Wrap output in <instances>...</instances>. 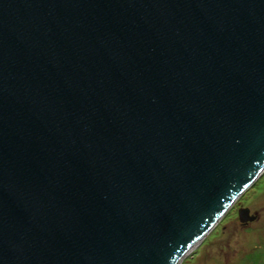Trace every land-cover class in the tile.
<instances>
[{
  "label": "water",
  "instance_id": "water-1",
  "mask_svg": "<svg viewBox=\"0 0 264 264\" xmlns=\"http://www.w3.org/2000/svg\"><path fill=\"white\" fill-rule=\"evenodd\" d=\"M263 172L264 0H0V264H181Z\"/></svg>",
  "mask_w": 264,
  "mask_h": 264
},
{
  "label": "rangeland",
  "instance_id": "rangeland-1",
  "mask_svg": "<svg viewBox=\"0 0 264 264\" xmlns=\"http://www.w3.org/2000/svg\"><path fill=\"white\" fill-rule=\"evenodd\" d=\"M263 190L264 172L244 195L245 202L250 206L243 209V211H249V216L252 218L249 223L253 224L257 219L256 210L264 217V196L255 199L256 195ZM229 217L230 213L226 214L221 219L222 222L220 221L221 223L219 222L220 224L218 223L219 225L183 258L181 264H264V244L262 242L264 228L260 232H252L261 220L253 224L250 228L252 231L246 232L238 224L232 223ZM191 259L192 261H188Z\"/></svg>",
  "mask_w": 264,
  "mask_h": 264
},
{
  "label": "flooded vegetation",
  "instance_id": "flooded-vegetation-1",
  "mask_svg": "<svg viewBox=\"0 0 264 264\" xmlns=\"http://www.w3.org/2000/svg\"><path fill=\"white\" fill-rule=\"evenodd\" d=\"M246 194V193H245ZM245 194H243L235 203H234V205L232 206V208L230 209V211H229V213H230V217L228 218L232 223H235L236 225L238 224L239 225V227L240 228H242L243 230H245L246 232L247 231H252L250 228L253 226V224H256V223H258L260 220H261V222L260 223H258L259 225L255 228V229H253V231L252 232H256V231H258V232H260L261 230H263V228H264V217H262L260 214L261 213H259L257 210H256V216H258L257 217V219L255 220V222L252 224V223H249V221L251 220V216H249V213H248V215H247V218H248V221H245V222H240L241 220H240V218H239V211H240V209H242V208H249L250 206L248 205L249 203H246L245 202V200H246V198H245V200H244V195ZM264 196V190L263 191H261L258 195H256V198L255 199H257V198H261V197H263ZM255 197V196H254ZM254 201V200H253ZM260 211V210H259ZM264 216V215H263ZM264 232H262V234H263ZM220 235H221V233H220ZM219 236V235H218ZM230 236V235H229ZM231 239H232V237H231ZM264 238L262 239V242H263V244H264ZM188 261H192V259L191 260H188ZM228 262H230V261H228ZM233 264H235V263H233Z\"/></svg>",
  "mask_w": 264,
  "mask_h": 264
},
{
  "label": "bare ground",
  "instance_id": "bare-ground-1",
  "mask_svg": "<svg viewBox=\"0 0 264 264\" xmlns=\"http://www.w3.org/2000/svg\"><path fill=\"white\" fill-rule=\"evenodd\" d=\"M191 253V252H190Z\"/></svg>",
  "mask_w": 264,
  "mask_h": 264
}]
</instances>
